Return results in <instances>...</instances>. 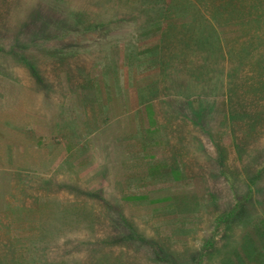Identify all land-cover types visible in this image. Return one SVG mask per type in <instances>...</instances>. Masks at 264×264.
Wrapping results in <instances>:
<instances>
[{
    "label": "rangeland",
    "instance_id": "obj_1",
    "mask_svg": "<svg viewBox=\"0 0 264 264\" xmlns=\"http://www.w3.org/2000/svg\"><path fill=\"white\" fill-rule=\"evenodd\" d=\"M0 121V264H264V0H0Z\"/></svg>",
    "mask_w": 264,
    "mask_h": 264
},
{
    "label": "crops",
    "instance_id": "obj_2",
    "mask_svg": "<svg viewBox=\"0 0 264 264\" xmlns=\"http://www.w3.org/2000/svg\"><path fill=\"white\" fill-rule=\"evenodd\" d=\"M12 113L14 114L16 120L12 121L9 118H6L3 122L11 127L13 126L14 128L21 125L22 123L32 124L34 122L35 115H37L35 114L36 112H5V115H9ZM3 122L0 121V126H2Z\"/></svg>",
    "mask_w": 264,
    "mask_h": 264
},
{
    "label": "trees",
    "instance_id": "obj_3",
    "mask_svg": "<svg viewBox=\"0 0 264 264\" xmlns=\"http://www.w3.org/2000/svg\"><path fill=\"white\" fill-rule=\"evenodd\" d=\"M246 197H247V196H246ZM236 212L238 213V211H236ZM237 213H235V214H237ZM233 217H234V216H233ZM233 217H232V218H233ZM232 218L229 217L227 220H225V222L229 224V223L231 222V219H232ZM228 226H229V225H228Z\"/></svg>",
    "mask_w": 264,
    "mask_h": 264
}]
</instances>
